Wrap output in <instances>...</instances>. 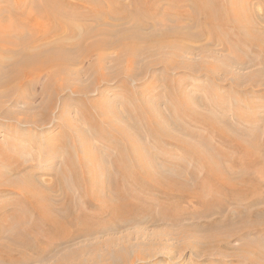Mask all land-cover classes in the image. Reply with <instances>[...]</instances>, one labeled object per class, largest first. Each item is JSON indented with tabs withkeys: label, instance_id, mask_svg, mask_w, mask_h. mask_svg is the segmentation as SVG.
<instances>
[{
	"label": "bare ground",
	"instance_id": "1",
	"mask_svg": "<svg viewBox=\"0 0 264 264\" xmlns=\"http://www.w3.org/2000/svg\"><path fill=\"white\" fill-rule=\"evenodd\" d=\"M41 1L42 3H39V0H12L11 2L0 0V117L16 120V123L45 125L51 120L57 101L56 98L61 92L72 87L74 93L85 94L94 85L108 81L109 78L104 72V64L108 57L106 50L108 47H112L113 44L117 47L118 54L115 58L109 57L116 63H124L125 68L121 75L134 76V74H141L149 68L161 67L173 71L194 70L176 62L177 58L183 56V53L188 50L187 44L181 41L184 39L190 40L194 37L190 34V25L183 27L177 23L178 28L153 29L157 23V25H166L168 21L179 19L174 18L176 16L172 17L171 10L176 9L179 12L178 14L181 12L182 16V13H185V4L188 8L191 7L195 17L193 19H197L199 24L200 18L198 17H201L202 24L205 25L203 28L207 32L217 34L219 31L217 26L222 24L226 27L229 22L233 21L239 26V29L242 28L243 36L249 39V44L264 53V28L261 27L262 31H257L253 26L254 24L251 23L248 16L250 13H246L247 9H244V5L239 9H235L236 6L233 0H229L228 5L224 4L223 0H130V14L122 15V12L117 15L122 16L123 19L121 20L123 21H130L131 26L120 30L104 29L99 25H97L99 27L95 25L89 29L85 26L79 27V23L74 21L75 18L79 17L75 16L73 10H67L69 5H73L70 0ZM75 1H81L80 3L83 2L88 6L96 4L95 0ZM163 1L167 2L168 10L161 9ZM75 5L77 4L75 3ZM111 13L113 12L111 11ZM96 19L98 20V18ZM83 28L85 32H81ZM224 31H220V34L229 33L227 30ZM112 33L116 34L115 41L110 37ZM146 38L148 39L146 40ZM209 39L210 37L207 38V40ZM156 47L159 50H155ZM165 47L168 49V54L174 57V60L168 58L167 55H163L164 57H160L159 61L149 60L145 64L139 61L145 54L153 51L160 54L163 51L161 49ZM77 64H83V67H75ZM214 66L218 65L214 64ZM136 67L138 69L135 70ZM207 71L215 74L214 69L207 68ZM256 72L257 75L262 73L261 70L257 71V69ZM84 73L91 74L94 77L93 81L88 85L77 83L73 86L70 81L73 78L80 79ZM118 76L119 74L116 75L117 78ZM166 77L168 75L165 74V79ZM127 84V82H124L123 87L125 89L128 88ZM37 85L38 87H36ZM35 88L39 89V94L42 97L39 108L36 110L34 109ZM129 90L126 93L128 96L125 94L128 99L131 95L136 96V93ZM166 96H161L159 100H163ZM126 98L123 101H127ZM193 98L195 99V97ZM169 99H171V107L162 110L153 106V104L150 106L152 101L147 103L145 101L147 106H140L141 104L137 106L135 103L138 108L136 111H133L125 103L127 115L123 117L119 110L113 107V101H103L83 95L76 102L82 107L79 113L80 118L90 124L89 129L87 132L85 129L78 131L74 129L72 132L80 138L83 135L84 144H89L86 135L88 137V133L91 135L93 131H98L96 127H93L95 118L91 109H94L103 121L109 123L113 129L124 137L123 139L128 144H130L131 132L137 136V139L138 136L144 135L138 127L140 124H144L147 139L157 141L162 146H176L177 148L180 145L191 147L193 145L189 146L190 139L186 140L182 137L183 135L179 134L180 132H175L176 130L172 129V125H176L179 131L181 129L184 132L183 134L191 136L196 135L193 127L204 126L207 128L206 130L210 131V134L213 132L215 136L217 135L223 144L241 148L243 157L231 166L227 162L226 154L223 156L213 151L215 147H212L211 137H207L208 139L202 141L201 145L188 149L192 151L190 156L201 159L208 169L205 172L206 177H208L207 182H201L198 186L200 188L194 189L195 182H191L194 173H187L188 177L184 176L182 178L181 174L185 173L184 167L181 171H177L176 169L179 170L177 163L171 164L167 163L168 161H161L162 166L159 163V165L154 164L150 156L146 154L147 147L142 151L135 146L138 149V151L134 150L136 154L141 151L143 157L133 156V149L128 147L131 156L134 158V166H137L138 172L142 173L141 176L133 177L132 185L147 189L146 197L149 200L146 198L140 202L128 200L127 197H136L137 193L128 187L127 179H122L123 183L126 181L125 188L114 186L111 190L110 199L99 203L89 201V203H94L101 216L99 218H87L88 216H83L86 212V206L79 204L75 194L67 191L64 187L72 177L76 184L83 187L84 178L79 174V171L84 167V164L87 165L88 155L82 156L83 161L78 159V162H75L72 151H67L68 160L71 161L70 164L67 163V166H71L72 177L64 172L61 177L56 176L53 185H47L44 182L42 185L39 183L40 180L35 177L34 164L23 163L20 161L21 158H18L19 156H11L3 149L0 158H3L5 163L2 166L0 165V193L8 189L12 194L21 195L14 197L17 203L13 202L10 205H6L5 201L0 200V261L16 264L21 260L22 263L23 260L19 259L21 257L15 252L23 254L25 249L35 252L39 258H45L48 255L55 257L60 248L77 243L79 239H85L87 240L85 246L68 248L69 250L63 251L64 253L62 252L63 254L60 257L58 256L52 264H137L138 262H152L158 254L147 255L142 252H135V248H142L145 241L140 240L139 233L136 236L135 231L132 232L133 230L130 231L129 229L139 226L138 229L146 237V242L151 245L163 246L164 237L167 235L178 241L180 240L179 237L186 235L190 238H196L193 242H187L188 245H191L192 253L195 255L208 258L239 259L238 263L241 262L242 264H264V170L263 167L256 169L254 166L243 168L245 158L250 155L249 159L253 161L252 164L254 165L258 161L259 163L263 161V147L258 141H256L255 147H253L254 144H249L248 141L250 140L246 141L245 137L250 135L234 131L225 117L217 116L208 108H204L205 112L200 111L198 107L202 104L194 107L189 93H181L175 87L170 89ZM7 102L13 106L10 107L11 105L9 106ZM63 102L64 104H70L71 100L67 97ZM21 104L27 106L28 112L34 109L35 113L28 115V113L23 114L21 112L23 116L17 117L19 110L14 107L21 106ZM175 107L181 111H174ZM34 110L32 111L34 112ZM188 110H190L191 116L186 121V125L183 124L182 127L176 122V118L186 115L183 113ZM163 111L166 112L163 113ZM60 117L63 118L65 124L72 129L74 128L71 122L72 119L67 116L66 110L61 109ZM125 118L138 128L139 132L129 130V127H131L129 124L124 127L118 124V120L127 122ZM212 125L216 127L217 131H214ZM3 127L7 129L6 131H10V127L13 128L14 126L6 125ZM236 128L238 129V127ZM102 133L107 134L104 129H102ZM66 136V141H62L64 143L68 142L69 139L71 140L69 135ZM116 144L118 145V142H115L114 145L117 146ZM130 146L132 147L131 144ZM12 147H15L18 151H23L18 144H12ZM6 150L9 151L7 148ZM114 164L121 172L129 171L128 168L119 165L118 161H115ZM237 165L243 167L238 169L235 167ZM102 170L100 168V171ZM98 175L100 174L97 170L95 177L97 178ZM220 185L226 189V192L232 191L234 193V190L241 189L238 196L234 198V202L237 203L225 202L226 200L221 202L217 198L209 199L207 197L208 192L204 187L214 186V189L220 190L218 188ZM122 186L124 187V185ZM53 188L55 192L61 191L59 199L57 196L51 195ZM84 190L86 191L85 188ZM88 191L90 192V190ZM150 194L155 197L150 198ZM84 196L85 198L89 197V194L85 192ZM17 197H19L18 200ZM160 198L165 199V201ZM188 199L197 203L200 209L198 206L194 209H191L192 207L184 209L179 205L180 202ZM230 205H236L235 208H238V211L241 210L236 219L233 215L226 214ZM22 209H26L25 211L31 213V217L28 216L27 212L22 216L20 214ZM196 210H198V214L202 213L201 218L198 219H206L204 222L200 223L197 220V217L200 216H194ZM29 220L32 221V226L27 225ZM150 227H156L158 230L151 231ZM127 230H129L128 234L125 235L124 232ZM119 233L118 237L112 236L100 240L104 239L102 238L104 235ZM251 234H255L254 237H250ZM234 238L241 241L240 246L236 247L230 244V241ZM178 245H181V243H178ZM226 251H230L231 254L227 255L228 252ZM165 255H163L164 258Z\"/></svg>",
	"mask_w": 264,
	"mask_h": 264
},
{
	"label": "rangeland",
	"instance_id": "2",
	"mask_svg": "<svg viewBox=\"0 0 264 264\" xmlns=\"http://www.w3.org/2000/svg\"><path fill=\"white\" fill-rule=\"evenodd\" d=\"M11 1L12 0H8V2ZM70 1L72 2L73 5H69V6L67 5L68 6L67 10L69 11L73 10L75 16L79 17L74 19V21L79 23V27L85 26V28L89 29L95 25L96 26L99 25L101 26V28L104 29L107 28V29L120 30L122 28H127L131 26L130 21H126V20L123 21L121 20L123 19L122 16L119 17L117 15L118 13H122V12H123L122 15H126V13H129L130 0H111V1L95 0L96 4H90V6H88L83 2L80 3L81 1L80 2L75 0H73L74 2L72 0ZM223 1H224L223 3L227 5L230 2L229 0H223ZM233 1L236 6L235 9H239V7L241 8L244 5V9L245 10L247 9L246 13L248 12L250 13L249 15L248 14L247 15L249 16L251 23L254 24L253 26L255 27V29L257 31H262V28H264V0H233ZM99 2L101 3L98 4ZM39 3H42V1L39 0ZM75 3L77 5H75ZM90 8H92L91 11ZM94 9L95 11H93ZM161 9L162 10L169 9V6L166 1H163ZM189 9L191 12L189 11ZM174 10H171L172 13L171 12L170 13L172 14V17L176 16L174 18H179L175 20L176 22L168 21L166 25L162 24L163 26L161 24L157 25L158 24L157 23L155 24L153 29L157 30L164 27L169 29L172 27L178 28L179 26L177 25V23H179L183 27L190 25L191 28L190 34H192L194 37L193 39L191 38L190 40L184 39L183 41H181L187 44L188 50L187 52L183 53V56L178 57L176 62L184 65L185 67H190L194 70L191 71L187 69L186 70L182 69L178 71H173L169 68L166 69L164 67H161V68H153V69L149 68L146 71L142 72L141 74L139 73L134 74V76H126L124 74L121 75V72L123 71L125 66L124 63L122 64L112 61L111 58H115V56H117L118 54L117 47L113 44L112 47H108L106 50L108 57L106 58L107 61L104 64L105 65L104 72L105 75L108 76L109 80L94 85V87L93 88L91 87V89L85 94H81V93L78 94L79 92L74 93L72 87L67 88L64 92H61V94H59V96H57L56 98L57 101L55 102L51 120L45 125H36V124L33 125V124H26L21 122L16 123V120L5 119L3 117H0V153L2 152L3 149H5V152L8 153L9 155L16 157L19 156L18 158L19 159L21 158L20 159L21 162L23 163L27 162L32 165L34 164L35 177L40 180L39 181L40 184L44 182L47 185L48 184L53 185L54 184L53 182H55L56 178L58 176L61 177L62 173L64 172L69 177H72L71 166H67V163L70 164L69 162H71L70 160H68V155L66 153L67 151H72L75 162H78V159L79 161H83L82 156L88 155L87 165L84 164V167L82 166L83 168H81V171H79V174H81V176L84 178L83 187L86 189V191L84 190L83 187H80L78 184H76L74 180H72L73 177L70 178V182L67 181L64 187L66 188L67 191H70L71 193L75 194L77 198V202L79 204H83L86 206V210H85L86 212L84 213L83 216H88L87 218L89 217L99 218L101 216L99 211H97V208L95 207L94 203L105 202V200L110 199V196L112 195L111 190L113 189L114 186L117 188L118 187L125 188L126 181L123 183L122 179L125 180L127 179L128 187L133 189L137 193L136 197L134 196L127 197L128 200L132 202H136V201L140 202L142 201V199L145 198L149 200V198L146 197L147 189L145 188L141 189L136 187L135 185H132L133 177L136 178L137 176H141L142 173L138 172L139 169L137 168V166L136 167L134 166L135 165L133 163L134 158L131 156L128 147H130V149H133V151L134 150L138 151V149H136L135 146H137V148H139V150L142 151L145 150L144 149L145 147H147L148 149L146 148L147 149L146 154L150 156L154 164L157 165L160 164L162 166L163 163L161 164V161L163 162L168 161L167 163H171V164L177 163L179 165L178 167L179 170L176 169L177 171H181L182 167H184L183 169L185 170V173L181 174L182 178H184V176L188 177L187 173L190 172L194 173V177L191 181L193 183L195 182L194 189L200 188L198 186L200 185L201 182H207L208 177H206L207 175L205 172H207L208 169L206 168L205 164L201 159L192 158L190 156L192 154V151L188 149H191L193 146L197 147L201 145L202 141H206L208 139L207 137H211L212 147L213 146L215 147L213 151L216 154L218 153L219 155H223V156L226 154L227 162H229L231 166L234 165L235 161L243 157V153H242V149L238 148L237 146H228L223 144L220 141L221 139L217 137V135L215 136L213 132L212 134H210L209 133L210 131L206 130L207 128H205L204 126L193 127L196 131V135L191 136L189 134H183L184 132L181 129L179 131L177 126L174 124L172 125V129L176 130L175 132L177 133L180 132L179 134H181V136L183 135L182 137L186 138V140L190 139L191 142H189L190 143L189 146L191 145L193 146L184 147L178 145L177 148L176 146H162L157 141H154L152 139H147L145 135L146 132V128L144 127L145 125L140 124L138 127L140 131L144 133V135L141 137L138 136L137 139V136H135L131 132L132 134L130 140V144L132 145L131 147L130 144H128L127 141L123 139L124 137L121 134H119L117 130L113 129L109 123L103 121L102 118L94 109H91L92 115L95 118V123L93 127H96L98 131H93V134L91 133V135H89L88 133V137L86 135V139L90 145L89 144L85 145L83 140V135L82 138H80V136L74 135L72 132L74 129H76L77 131L80 129H85L86 132L89 129L90 124L86 123L84 120L80 118L79 113L82 107L79 103L76 102V100H78L83 95L88 98H98L99 100H103V101L104 100L113 101V107L116 110H119L121 116L123 115L124 117L125 115H127V112H125V106H126L124 105L125 103L128 104L133 111L134 110L136 111V109H138L136 105L138 106L141 104L140 106H144V105L147 106L145 104V101L146 103L148 101L150 102L152 101L150 106L153 104V106L158 107L161 110L166 109L167 107H171L170 105H172V103L170 102L171 99H169L170 89H174L175 87H177V89L181 91V93L190 94L192 98L191 102L194 107L195 106L198 107L199 105L202 104L201 106L198 107L200 111H204V108H208L209 110L213 111V113L216 114L217 116L225 117L227 119V122L234 129V131L238 133L242 132L241 134L247 133L251 136V137L250 136L245 137L246 141L250 140L248 141L249 144L252 145L254 144L253 147H255L256 141H258V143L263 147L262 150H264V146H263L264 145V73H263L264 55L263 54L264 53L261 52L259 49H255L252 46V44H249L248 41L249 39L243 36L244 32L241 30L242 28L239 29V26H237L233 21H231L233 24L229 22V24H227L226 27H224L222 24L221 26H217L218 25L217 24L216 25L218 27L217 30L219 31L216 34L210 31L207 32L206 29L203 28L205 25L202 24L203 20H201V17H198L200 18V24L197 19H193L195 17L193 16L192 9L190 6L188 8L187 4H185L184 6L185 13H182V16H181V12L180 14H178L179 12L176 9ZM111 11L113 13H111ZM96 18H98V20ZM190 20L193 22H191ZM224 30L229 31V33L220 34V31L223 32ZM82 31H84V28L83 30H81V32ZM115 35L116 34L113 33L110 35L113 41H115L114 40L116 38ZM209 37L211 40L210 39L207 40V38ZM147 39L148 38H146V40ZM205 46L207 49L205 48ZM155 50H159V49L156 47ZM161 50L163 51L160 54L157 51H153L152 53L145 54L143 57H141V60L139 61H141L142 64L143 63L145 64L149 60L159 61L160 57H164L166 55L168 58H173L174 60V57L168 54L169 52L166 47ZM214 64H217L218 66H214ZM75 67L82 68L83 64H77L75 65ZM212 67L215 70V74L208 72L209 70L207 71V68L213 70L211 69ZM134 69L136 70L138 69V67ZM164 69L166 70L164 71ZM256 69L257 71L261 70L262 73L257 75ZM117 74H119L120 77L118 76L117 78L116 77ZM165 74L168 75L166 79H165ZM93 78L94 77H92L91 74L88 75L84 73L80 79L73 78V80H71L70 82H72L73 86L77 85V83L88 85L90 82L93 81ZM124 82L128 83L127 89L128 90L130 89L132 93H136V96L131 95L132 98L130 96V98L128 99L127 97L128 94H126L128 90L125 89V87H123ZM36 87H38V85ZM161 96H166V97H164L163 100H159ZM67 97H69L71 100L70 104H64L63 102ZM193 97H195V99ZM125 98L128 100L123 101L125 100ZM41 100L42 97L39 94V89L35 88V104H34L35 110L39 108V103L41 102ZM195 101H196V105H195ZM7 104L9 106L11 105V103L8 102ZM12 106L13 105H11L10 107ZM26 107L27 106L25 104H21V106L19 105L17 107H14L15 109L17 108L19 110V111L17 110L18 111L17 114L19 113L17 117L23 116L21 112L23 114L28 113V115L35 113L34 109H31L30 112H28L29 110H27L28 108ZM61 109L66 110L67 116L70 119H72L71 122L73 123L72 125L74 126L73 129L67 124H65L63 118L60 117ZM23 110H25L26 112ZM32 110H34V112ZM178 110L180 109L175 107L174 111H178ZM165 112L163 111V113ZM183 114L186 115H182L176 118L177 120L176 122L179 123V125L182 127L183 124H185L186 121H188L189 117L191 116V112L190 110H188L186 113ZM127 118L125 119L128 123L125 121L118 120L119 121L118 124H121V126L123 125V127L126 126V124L127 125L129 124L132 127V128L129 127V130L137 132L139 129L136 128L134 125H132ZM6 125L14 126L13 128L10 127L13 130L10 129V131H6L7 129L3 127ZM236 127H238V129ZM102 129H104L105 132H107V134L102 133ZM214 131H217L216 127H214ZM66 135H69L71 137V140L69 139L68 142L64 143L62 141H66L65 138L67 137ZM253 140L254 142H252ZM115 142H118V145L116 144L117 146L114 145ZM192 142L193 144H191ZM194 142L196 143L195 145ZM12 144L20 145L23 151L22 150L18 151L17 149H15V147H12ZM140 145L143 147H141ZM6 148L9 149V151H7ZM140 152L139 153L137 152L136 154V151H134L132 152V155L137 157H141V156L143 157L144 155H142ZM147 155L145 156L147 157ZM249 157L245 158L244 167L240 165H237L235 167L241 169L239 167L245 168V167L254 166L256 167V169L263 167L264 170V162H263L264 159L260 163L259 161L258 163L256 162L254 165L252 164L253 161H251ZM0 161H1L0 165L1 166L4 165L5 163L4 159L0 158ZM115 161H118V164L120 163L119 165L128 168L129 171L127 172L119 171L117 169L118 167H116L114 164ZM100 168L103 170L100 171ZM97 170H98V174L100 175H98V177L96 178L95 176L97 175ZM121 175H123L124 177ZM128 178L130 179V181ZM122 185H124V187ZM218 188L220 190L214 189V186L204 187V189L208 192L206 194L207 197H209V199L217 198L221 202L226 200L225 202L230 201L233 203H237L234 202V198L238 196L239 192H241L240 188H238L239 190L236 189L237 191L234 190L236 193L235 192L233 193L232 191H231L232 193L230 191L226 192V189L224 187H221V185L218 186ZM88 190H90V192ZM85 192L89 194V197L85 198L84 196ZM52 194L57 196V198L59 199L60 197L59 194H61V191L55 192L53 188L51 195ZM17 195L20 196L21 194H12L7 189L3 193H0V200L5 201L6 205H10V203L13 202L17 203V201H15ZM152 197L155 196L150 194V198ZM18 199L19 197H17V200ZM100 199L102 200L100 201ZM160 199L162 201H165V199L163 198ZM190 200L191 199H188L187 201L184 202H180L179 205L184 209H190L191 207H192L191 209H194V207L196 208L197 206L200 209L197 203L192 202ZM89 201L94 203L93 204L89 203ZM235 207L236 205H230L228 207L226 214L233 215L234 218L236 219V216H238L237 214H240L241 210L238 211V208ZM25 210L26 209H22L20 211V214L22 216L25 215V213L27 212ZM27 213L28 216L31 217L32 214L29 212ZM200 215H202V213L200 212L198 214V210H196L194 216H200ZM198 218H201V216L197 217V220H199L200 223L206 220V219L202 220ZM32 224L33 223L31 220L27 222L28 226H32ZM138 228L139 226H135L129 230L130 231L133 230L132 232L135 231L136 236L139 233L140 240L141 241L144 240L145 242L144 241L143 242L145 244L143 243L142 248L140 247L135 248V252L136 251L142 252L143 254H147V255L158 254V256L152 262H142V263L138 262L137 264H242L241 262L238 263L239 259H226L219 257L208 258L206 256L193 254L191 250V245H188V243L195 241L196 238L195 237L190 238L186 235L179 237L180 239L179 241L176 240L175 238H172L170 235H167L164 237L163 246L158 244H154V245L148 244L146 242V237L141 233V230H139ZM158 228H163V227H158ZM149 229L151 231L158 230L156 229V227H150ZM129 230L125 231L124 234L125 235L128 234ZM119 235L120 233L116 235H104L102 236V238L104 239H100V240H105L106 238H111L112 236L118 237ZM254 235L255 234H251L250 237H254ZM3 240L5 241V239ZM86 241L87 240L85 239L84 240L79 239L77 243H74L67 247H63L62 249L60 248L58 253L55 255V257L53 256L54 258L49 255L46 256L45 258L43 257L39 258L38 256H36L35 252L32 251L33 252L32 253L30 249L29 250L25 249L23 251V254H18V252L16 251L15 253L21 257L19 259L23 260L22 263L21 260H19V262L16 264H25V263L52 264L55 261V259L58 258V256L60 257L66 250L80 246H85ZM240 242L241 241H239L237 238H234L230 241V244L238 247L240 246ZM178 243H181V245H178ZM230 251L233 252L232 250ZM230 251H226L228 252L227 255L231 254ZM164 254L168 255L169 257L165 255L164 258L163 257ZM0 264H8V262L0 261Z\"/></svg>",
	"mask_w": 264,
	"mask_h": 264
}]
</instances>
